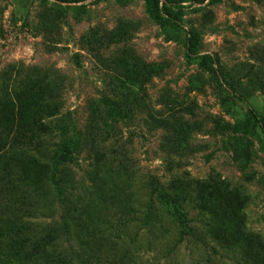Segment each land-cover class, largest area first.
<instances>
[{"label": "rangeland", "instance_id": "rangeland-1", "mask_svg": "<svg viewBox=\"0 0 264 264\" xmlns=\"http://www.w3.org/2000/svg\"><path fill=\"white\" fill-rule=\"evenodd\" d=\"M0 133V233L67 234L0 264H264V0H0Z\"/></svg>", "mask_w": 264, "mask_h": 264}, {"label": "trees", "instance_id": "trees-1", "mask_svg": "<svg viewBox=\"0 0 264 264\" xmlns=\"http://www.w3.org/2000/svg\"><path fill=\"white\" fill-rule=\"evenodd\" d=\"M153 14L160 13V10H152ZM46 128H48V125H45ZM2 140V135L0 133V141ZM18 141V146H20V143L22 144L21 150L27 151L29 150L28 144L25 142L24 139L20 138ZM34 235V234H33ZM18 237L21 239V243H23V254L26 255H55L59 253H65L63 251H58V249H63L61 247L62 242L67 238V234L61 232L59 235H51L48 236L50 239L51 243L49 246L44 247L42 242L44 240L43 234H41L39 237L38 236H30V233L27 234H15L14 236L10 237H5L4 234L0 233V244L5 245L9 240H12L13 238ZM20 243L19 240H14L10 244H17ZM54 250V251H53ZM58 251V252H57ZM71 251V250H68ZM67 254V253H65Z\"/></svg>", "mask_w": 264, "mask_h": 264}]
</instances>
